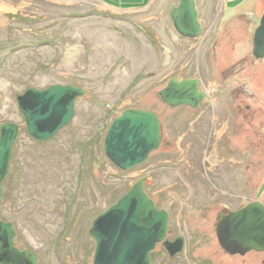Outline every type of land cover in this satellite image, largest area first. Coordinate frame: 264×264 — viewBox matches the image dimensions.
Masks as SVG:
<instances>
[{"label":"rangeland","instance_id":"1","mask_svg":"<svg viewBox=\"0 0 264 264\" xmlns=\"http://www.w3.org/2000/svg\"><path fill=\"white\" fill-rule=\"evenodd\" d=\"M178 1L0 0V128L20 127L0 218L39 264H92V221L139 180L156 200L179 191L168 187L191 193L206 184L233 196L236 208L264 204V59L253 55L264 0H196L200 42L176 32L170 12ZM196 77L209 95L200 108L160 99L173 78ZM55 85L85 95L70 125L38 142L17 98ZM130 109L157 115L162 144L122 171L106 157L104 139ZM237 264H264V252Z\"/></svg>","mask_w":264,"mask_h":264},{"label":"water","instance_id":"2","mask_svg":"<svg viewBox=\"0 0 264 264\" xmlns=\"http://www.w3.org/2000/svg\"><path fill=\"white\" fill-rule=\"evenodd\" d=\"M176 32L185 39H200L196 0H179L170 12ZM253 55L264 59V14L253 38ZM85 95L74 86L55 85L45 90L31 88L17 98L30 137L38 142L53 140L75 117L78 98ZM171 108L196 109L206 99L199 81L173 78L159 94ZM20 127L8 123L0 128V203L2 184L10 170L13 147ZM162 142L161 122L151 111L126 110L114 120L104 139L106 157L120 170L146 163ZM168 216L159 211L144 191L143 181L93 222L89 231L96 242L92 264H149L150 252L164 241ZM217 234L222 247L233 254L264 251V204L253 202L221 217ZM17 234L12 223L0 218V264H39L37 255L14 244Z\"/></svg>","mask_w":264,"mask_h":264},{"label":"flooded vegetation","instance_id":"3","mask_svg":"<svg viewBox=\"0 0 264 264\" xmlns=\"http://www.w3.org/2000/svg\"><path fill=\"white\" fill-rule=\"evenodd\" d=\"M178 5L179 1L176 6ZM200 23L202 24L204 31V24L202 23L201 19ZM195 41L200 42V40ZM194 79L199 81L200 91L206 94L207 100L209 95L204 90L203 78L196 77ZM200 106L198 108H200ZM183 107L192 109L188 106ZM202 172L206 173L207 171L204 170ZM139 181H143L144 191L154 202L156 208L159 211L166 212L168 216L167 235L164 241L157 244L155 249L150 252L149 264H237L238 260H245L246 258H249L253 253L260 254L264 252L253 251L247 253L246 255L233 254L222 247L217 234L218 224L222 216H229L233 212L241 210L253 202H246L243 206L236 208V200L233 196H230L225 191H215L206 184L199 186L200 192L192 191L191 193L189 188H187L186 186L168 187L169 189H178L179 191L177 192L181 194V196L177 195V192L175 191L167 192L165 198L156 200L146 191L147 183L144 180ZM193 188L194 187L190 189L193 190ZM184 193L185 197L182 196ZM214 193H221V195L215 196ZM192 195H194V197ZM118 200L111 206L105 208L103 211L97 214L94 220L100 215L104 214L110 207L115 205ZM176 210H180V214L182 216L186 215V217H182L179 222H177V219L175 220ZM210 212H212L211 216L209 214ZM205 215L206 218L204 217ZM94 220L92 221L91 227ZM201 229L209 230L213 233H202L200 232ZM90 239L94 245V257L96 251V242L91 237ZM211 246L213 247L212 250ZM207 247L208 249H206Z\"/></svg>","mask_w":264,"mask_h":264},{"label":"crops","instance_id":"4","mask_svg":"<svg viewBox=\"0 0 264 264\" xmlns=\"http://www.w3.org/2000/svg\"><path fill=\"white\" fill-rule=\"evenodd\" d=\"M198 3H199V2H197V6H198ZM198 8H199V7H198ZM199 19H200V17H199Z\"/></svg>","mask_w":264,"mask_h":264}]
</instances>
